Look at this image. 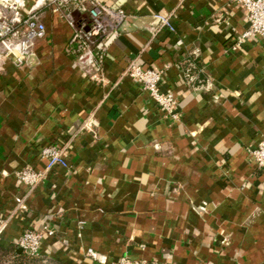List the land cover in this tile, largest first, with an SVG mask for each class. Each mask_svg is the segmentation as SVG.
<instances>
[{
    "label": "crops",
    "instance_id": "obj_1",
    "mask_svg": "<svg viewBox=\"0 0 264 264\" xmlns=\"http://www.w3.org/2000/svg\"><path fill=\"white\" fill-rule=\"evenodd\" d=\"M50 1L26 0L46 34L24 64L0 45V264H264V168L249 153L264 140V44L238 40L246 9L101 0L128 17L96 38L92 66ZM132 61L162 71L179 120L124 74ZM50 145L67 168L46 170ZM26 167L37 184L17 179ZM27 229L45 234L39 255L16 242Z\"/></svg>",
    "mask_w": 264,
    "mask_h": 264
},
{
    "label": "built area",
    "instance_id": "obj_2",
    "mask_svg": "<svg viewBox=\"0 0 264 264\" xmlns=\"http://www.w3.org/2000/svg\"><path fill=\"white\" fill-rule=\"evenodd\" d=\"M247 11L249 28L238 38L242 40L259 35L264 44V0H234ZM54 13L62 14L73 28L70 44L80 60H87L92 66L98 65L95 56L96 38L107 35L117 29L128 17L122 9L106 6L101 0H52L49 3ZM36 6L27 7L26 0H8L0 9V45L4 48L3 56H13L16 65L25 63L26 58L33 54V47L38 39L46 34V25L41 21ZM154 17L165 28L175 31V25L170 16L157 13ZM21 32L17 45L12 37ZM125 75L142 86L150 97L159 105L165 114L172 120L180 119L179 102L171 93L161 88L162 71L144 67L132 61L126 68ZM250 155L256 164L264 168V140L255 148L249 149ZM41 157L46 160V170L56 166L67 168L68 161L65 154L57 145L46 146L41 151ZM18 180L26 185L33 186L43 177L42 171L26 167L16 173ZM6 223L0 217V240L5 231ZM48 234H53L49 231ZM45 234L32 229L25 230L16 240L17 244L28 254L36 256L41 252L42 240ZM112 264H164L146 259H130L121 257Z\"/></svg>",
    "mask_w": 264,
    "mask_h": 264
},
{
    "label": "rangeland",
    "instance_id": "obj_3",
    "mask_svg": "<svg viewBox=\"0 0 264 264\" xmlns=\"http://www.w3.org/2000/svg\"><path fill=\"white\" fill-rule=\"evenodd\" d=\"M6 1H8V0H0V9H1L3 3H5ZM12 1H14V0H12ZM0 25H1V23H0Z\"/></svg>",
    "mask_w": 264,
    "mask_h": 264
}]
</instances>
